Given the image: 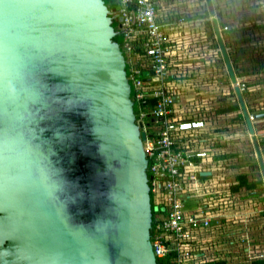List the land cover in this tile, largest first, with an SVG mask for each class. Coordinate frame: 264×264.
I'll use <instances>...</instances> for the list:
<instances>
[{"label":"water","instance_id":"water-1","mask_svg":"<svg viewBox=\"0 0 264 264\" xmlns=\"http://www.w3.org/2000/svg\"><path fill=\"white\" fill-rule=\"evenodd\" d=\"M205 4L264 184L252 123L264 113H249ZM114 12L104 0H0V259L11 264H157L146 133Z\"/></svg>","mask_w":264,"mask_h":264},{"label":"crops","instance_id":"crops-1","mask_svg":"<svg viewBox=\"0 0 264 264\" xmlns=\"http://www.w3.org/2000/svg\"><path fill=\"white\" fill-rule=\"evenodd\" d=\"M156 2L161 13L184 21L176 33L168 32L176 40L177 48L181 47L172 59L186 74L184 85H177L181 94L174 107V117H192L194 104L211 109L205 129L195 134L193 148L209 150L211 154L209 159L198 162L196 184L200 190L207 185L216 199L206 200L208 196H203L201 191L194 194L190 190L184 203L188 211L206 202L216 210L210 227L197 233L192 263L252 264L264 260V184L244 120L232 97V85L205 0ZM212 3L219 28L228 27L221 34L236 77L239 79L238 70L245 75L240 80L244 77L248 89L243 95L248 111L264 113V40L243 41L242 49L236 43L239 38L247 40L252 28L264 29V0H212ZM247 47L261 55L260 62H255L257 69H261L258 72L244 71L239 65L243 60L236 57L240 51H248ZM252 123L264 159V117ZM192 187L193 184L188 188Z\"/></svg>","mask_w":264,"mask_h":264},{"label":"built area","instance_id":"built-area-1","mask_svg":"<svg viewBox=\"0 0 264 264\" xmlns=\"http://www.w3.org/2000/svg\"><path fill=\"white\" fill-rule=\"evenodd\" d=\"M108 2L115 4V19L121 18L118 28L123 32L122 51L132 99L138 110L136 121L146 133L143 149L148 161L152 206L158 219L153 222V253L162 264H193L197 233L210 227L216 207L206 202L188 211L184 200L191 191L194 194L201 191L209 201L216 197L207 185L200 190L196 184L198 162L211 157L209 150L193 148L195 134L206 127V116L193 108L192 117H174V107L181 94L177 85H184L186 74L172 59L181 47L177 48L176 40L168 32L176 33L184 21L161 13L156 0ZM227 30L226 26L220 29ZM141 40L142 58L134 50L135 43ZM238 82L242 93L248 90L244 82L239 79ZM149 99L153 100L151 106ZM191 184L193 187L189 189Z\"/></svg>","mask_w":264,"mask_h":264},{"label":"rangeland","instance_id":"rangeland-1","mask_svg":"<svg viewBox=\"0 0 264 264\" xmlns=\"http://www.w3.org/2000/svg\"><path fill=\"white\" fill-rule=\"evenodd\" d=\"M108 5V1L106 3ZM111 17L113 19H115L116 17L114 15H111ZM117 24V20L114 21V25ZM252 35L249 36L247 38V40L243 39V38H239L237 40V46L239 45V47L242 49L243 45L245 44L243 41H247V42H250V40H253V41H256V40H264V29H259L258 28H252ZM252 38V39H251ZM227 48V47H226ZM244 49V48H243ZM247 50L248 51H243L242 52L240 51L239 55L240 56H237L236 58L239 57V59L243 60L242 62H240V67L242 66V68L244 69V71H251V69H253L255 72H258L259 70L261 69H257V66L255 65V62H260V59H261V55H259L258 53H256L257 51L253 50V49H248L247 47ZM242 53V54H241ZM256 59H259V60H256ZM243 71V70H242ZM243 71V72H244ZM237 73V76L239 78V80L241 79V76H245L243 73H241L240 70L236 71ZM243 80H240V81H244V77H242ZM260 79H263L262 76L260 75L259 76ZM194 110H200V112L202 114H204L205 116H207V114H210L211 113V109L208 108V110L205 108V107H197V105H194ZM208 112V113H207ZM154 210L156 211V208H154Z\"/></svg>","mask_w":264,"mask_h":264},{"label":"trees","instance_id":"trees-1","mask_svg":"<svg viewBox=\"0 0 264 264\" xmlns=\"http://www.w3.org/2000/svg\"><path fill=\"white\" fill-rule=\"evenodd\" d=\"M115 20H117V19H113V21H115ZM113 27L116 29V35H115L114 41L117 42L120 45L121 49H123V32H122L121 29L118 28V22L115 25H114V22H113ZM142 42L143 41L141 40V41H138L137 43H135V46L136 47L134 48L135 53H137L140 57L144 54L143 53V49L141 47L142 46L141 45ZM243 93H244L243 95L245 96L247 94V91H244ZM131 97L133 98V91L131 93ZM147 102H148V104L150 106L153 105V100L149 99ZM134 111H135V113H138V110H137V106L136 105H134ZM156 263L157 264H162V261L161 260H157ZM252 264H264V260L254 261Z\"/></svg>","mask_w":264,"mask_h":264},{"label":"flooded vegetation","instance_id":"flooded-vegetation-1","mask_svg":"<svg viewBox=\"0 0 264 264\" xmlns=\"http://www.w3.org/2000/svg\"><path fill=\"white\" fill-rule=\"evenodd\" d=\"M108 0H104V3L106 4ZM107 5V4H106ZM0 264H11L8 259L5 257L4 259H0Z\"/></svg>","mask_w":264,"mask_h":264}]
</instances>
